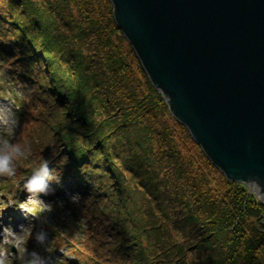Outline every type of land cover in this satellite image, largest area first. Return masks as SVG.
Wrapping results in <instances>:
<instances>
[{
    "label": "trees",
    "instance_id": "16d2710c",
    "mask_svg": "<svg viewBox=\"0 0 264 264\" xmlns=\"http://www.w3.org/2000/svg\"><path fill=\"white\" fill-rule=\"evenodd\" d=\"M0 16L15 139L31 148L14 178L56 145L63 186L83 197L72 208L81 232L54 230L51 250L66 246L72 264H264V203L172 116L110 0H0Z\"/></svg>",
    "mask_w": 264,
    "mask_h": 264
},
{
    "label": "water",
    "instance_id": "95a60500",
    "mask_svg": "<svg viewBox=\"0 0 264 264\" xmlns=\"http://www.w3.org/2000/svg\"><path fill=\"white\" fill-rule=\"evenodd\" d=\"M110 2L151 84L208 159L229 181H264V0Z\"/></svg>",
    "mask_w": 264,
    "mask_h": 264
},
{
    "label": "clouds",
    "instance_id": "9594fccd",
    "mask_svg": "<svg viewBox=\"0 0 264 264\" xmlns=\"http://www.w3.org/2000/svg\"><path fill=\"white\" fill-rule=\"evenodd\" d=\"M3 16H0L2 18ZM0 126L5 131L0 135V177L13 178L17 175L18 160L25 157L31 148L27 144L15 139V129L17 120L12 116H0ZM251 143V140L248 141ZM56 148L53 145L49 151ZM43 155L36 163L30 173L22 180V191L26 194H43L40 198L51 196L53 207L49 215L57 207L64 209L67 205L77 207L82 200V194L78 191L64 189V195H58V190L63 188L62 176L63 168L58 169L55 160L59 159L60 153L55 157ZM58 157V158H57ZM68 157L65 159V165ZM247 190L257 202L264 203V181L259 178H246L244 180ZM13 207L21 211L24 216V209L17 206V202L12 197H6L5 202L0 204V217H3L5 209ZM11 219V217H9ZM29 236L28 243L21 251V236ZM51 231L48 222L42 216L35 217L33 224L29 227L26 223L13 226L11 223L5 224L0 219V264H55L57 257L48 252Z\"/></svg>",
    "mask_w": 264,
    "mask_h": 264
},
{
    "label": "rangeland",
    "instance_id": "374dc122",
    "mask_svg": "<svg viewBox=\"0 0 264 264\" xmlns=\"http://www.w3.org/2000/svg\"><path fill=\"white\" fill-rule=\"evenodd\" d=\"M15 89L12 86L10 79L8 75L0 70V116H12L17 120V127L15 129V137H17V133L19 130V118L18 115H20V108L18 103L15 101ZM5 129L0 126V135L3 134ZM27 176V174L23 175L18 180L13 178H7V177H0V204H3L5 202L6 197H12L16 200L17 206L21 209H24L25 205H27L26 210L24 211V216L21 214V211L18 209H15L13 207H9L5 209L3 217H0V219L3 220L5 224L11 223L13 226H17L20 223H26V226H31L35 220V217L42 216L45 221L48 222V227L52 233L51 240L49 241L48 245V252L51 253L54 257H57L55 264H66L62 257L64 255H61V253H64V250L66 246H60L55 248L54 250H51V242L53 241V231L54 230H61V232L65 230H69L68 232L70 234H73L74 236H77L81 232V220H78L77 218H74L73 210L75 209L72 205H67V208L61 209L59 207L56 208L55 211H53L50 215L49 212L53 205L52 203H49V201L52 199L51 196L44 197L43 200L40 198L43 194L37 195V194H26L22 191V180ZM6 182V184H4ZM7 183H10V185H13L14 188L11 186L9 187ZM64 189L70 190V191H77L69 186H63L62 189L58 190V195L63 196L64 195ZM11 217V219H9ZM61 235V236H60ZM58 235L60 241L66 245V238L64 235L60 234ZM178 236V235H177ZM21 240L23 243L21 244V251L23 247L28 243L29 236L27 234L21 236ZM61 257V259H60ZM65 257L68 259L70 264H72L74 257L71 253L65 254ZM64 257V258H65ZM60 260V262H59ZM195 257L192 256H186L183 261H180L182 264H194ZM200 260V258H198ZM165 261H163L164 263ZM68 263V262H67ZM180 263V264H181ZM166 264V263H164ZM169 264H178L171 261Z\"/></svg>",
    "mask_w": 264,
    "mask_h": 264
}]
</instances>
